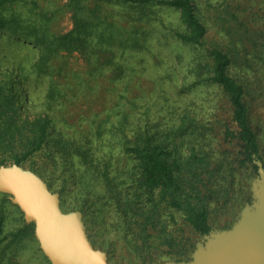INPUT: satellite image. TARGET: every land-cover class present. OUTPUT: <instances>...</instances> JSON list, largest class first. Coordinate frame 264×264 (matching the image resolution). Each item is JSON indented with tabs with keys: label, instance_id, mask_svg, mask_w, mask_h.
Instances as JSON below:
<instances>
[{
	"label": "trees",
	"instance_id": "1",
	"mask_svg": "<svg viewBox=\"0 0 264 264\" xmlns=\"http://www.w3.org/2000/svg\"><path fill=\"white\" fill-rule=\"evenodd\" d=\"M195 1L0 0V171L31 174L104 264H218L233 225L262 211L264 26L241 0H209L208 26ZM235 201L246 214L221 223ZM35 222L0 239V264Z\"/></svg>",
	"mask_w": 264,
	"mask_h": 264
},
{
	"label": "rangeland",
	"instance_id": "2",
	"mask_svg": "<svg viewBox=\"0 0 264 264\" xmlns=\"http://www.w3.org/2000/svg\"><path fill=\"white\" fill-rule=\"evenodd\" d=\"M65 1L66 0H42V4L44 6L50 5V7H53V5H62ZM213 1L216 2L221 0ZM208 2L209 0H196L195 4L201 20L204 21L206 25L211 26L210 21L215 17L214 8L217 4L209 5ZM241 3V9L247 8V13L249 12V15L255 14L257 17L259 16L261 20L257 21V23L264 26V0H241ZM241 9L240 12H242ZM214 22L215 21H213V23ZM52 27L54 31L59 33H65L72 28V21L67 10L58 14ZM68 63L70 65L69 67L76 71H83L86 67L83 58L76 52L69 56ZM252 119L254 127L258 133L261 153L264 157V96L260 97L255 101L254 105H252ZM13 196L11 202L6 200L5 203H2L3 198L2 195H0V209L4 213V220L2 223L3 233L0 239H3L4 236L8 235L10 232L22 228L24 219H34L30 216V202L24 200L22 194L21 196L19 194H13ZM243 205L244 204L237 201L232 203L228 209V214L220 215L219 220H221V223H224L225 221H228L231 225H233L234 222L239 223L241 217L246 214V212H243ZM57 211L59 212V209H57ZM248 215L249 216H247L244 221H240L239 225L236 224L238 226L233 225L232 230L226 236L223 244H232L242 257L248 258L249 253L254 248H258L259 254L264 255V198L262 211L259 216L258 213L254 212V208H252V211L249 212ZM72 217L73 215H68L66 217L61 216L62 220L72 221L71 227H65L62 229V238L65 243L78 253L82 252L87 254V252H90L93 256L100 255L90 250L89 246L85 244L84 240L81 238V232L79 231L78 226L75 225V221ZM86 219H88L87 225L90 229L85 232L88 235L95 237L96 231L102 226L100 225L98 218L91 214V212L88 213ZM35 223L36 238L25 239L21 241L14 250H8L2 264H54L43 248L42 241L37 234V222ZM223 244L221 247L224 249Z\"/></svg>",
	"mask_w": 264,
	"mask_h": 264
},
{
	"label": "water",
	"instance_id": "3",
	"mask_svg": "<svg viewBox=\"0 0 264 264\" xmlns=\"http://www.w3.org/2000/svg\"><path fill=\"white\" fill-rule=\"evenodd\" d=\"M0 190L23 195L31 204V218L37 222V234L43 248L54 264H104L102 255L93 256L74 251L62 238V229L71 227L72 221L62 220L57 211V203L50 198L43 186L29 173L12 168L0 171ZM217 254L218 264H264V255L254 248L249 257H242L232 244H223Z\"/></svg>",
	"mask_w": 264,
	"mask_h": 264
}]
</instances>
